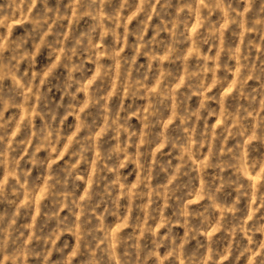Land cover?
<instances>
[{
  "label": "clouds",
  "instance_id": "obj_1",
  "mask_svg": "<svg viewBox=\"0 0 264 264\" xmlns=\"http://www.w3.org/2000/svg\"><path fill=\"white\" fill-rule=\"evenodd\" d=\"M0 264H264V0H0Z\"/></svg>",
  "mask_w": 264,
  "mask_h": 264
}]
</instances>
